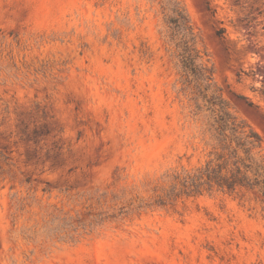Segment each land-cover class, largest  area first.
I'll return each instance as SVG.
<instances>
[{
	"label": "rangeland",
	"instance_id": "rangeland-1",
	"mask_svg": "<svg viewBox=\"0 0 264 264\" xmlns=\"http://www.w3.org/2000/svg\"><path fill=\"white\" fill-rule=\"evenodd\" d=\"M179 1L264 155V0ZM159 5L0 0V264H264L253 192L164 200L206 148Z\"/></svg>",
	"mask_w": 264,
	"mask_h": 264
},
{
	"label": "trees",
	"instance_id": "trees-1",
	"mask_svg": "<svg viewBox=\"0 0 264 264\" xmlns=\"http://www.w3.org/2000/svg\"><path fill=\"white\" fill-rule=\"evenodd\" d=\"M158 3L163 37L178 73L177 91L193 102L194 122H200L198 135L206 148V159L193 172L172 177L164 200L243 190L258 197L264 212V155L259 134L229 110L214 82L212 65L196 48L182 3L179 0H158Z\"/></svg>",
	"mask_w": 264,
	"mask_h": 264
}]
</instances>
